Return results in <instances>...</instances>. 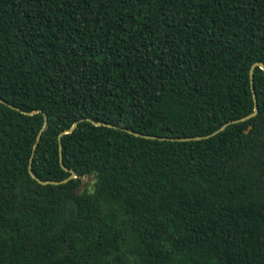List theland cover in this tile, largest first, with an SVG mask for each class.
Instances as JSON below:
<instances>
[{
	"label": "trees",
	"instance_id": "trees-1",
	"mask_svg": "<svg viewBox=\"0 0 264 264\" xmlns=\"http://www.w3.org/2000/svg\"><path fill=\"white\" fill-rule=\"evenodd\" d=\"M254 62L264 0H0V264H264L263 69L126 131Z\"/></svg>",
	"mask_w": 264,
	"mask_h": 264
},
{
	"label": "water",
	"instance_id": "water-1",
	"mask_svg": "<svg viewBox=\"0 0 264 264\" xmlns=\"http://www.w3.org/2000/svg\"><path fill=\"white\" fill-rule=\"evenodd\" d=\"M255 66H259L261 69L264 70V65L263 63L261 62H254L251 67H250V70H249V75H250V85H251V92H252V97H253V102H254V107H253V110L252 112H250L249 114L243 116V117H240V118H237V119H233L229 122H226L224 124H222L219 128H217L216 130L212 131L210 134L208 135H198V136H192V137H160V136H156V135H148V134H144V133H141V132H137V131H134V130H130V129H126L127 132L131 133V134H134V135H137V136H141V137H146V138H157V139H164V138H167V139H170V140H192V139H202L204 137H208V136H211V135H214L216 133H218L219 131L223 130L229 123H235V122H240V121H244V120H247L253 116H255L258 112V106H257V100H256V96H255V90H254V87H253V83H252V77H253V69ZM0 102H3L7 105H9L10 107L12 108H16V109H19L9 103H7L5 100L1 99L0 98ZM32 113V112H30ZM95 125H105V126H109V127H115V128H120V129H124L123 127H120V126H117V125H112V124H109V123H102V122H93ZM77 125V121L74 122L68 129H65L63 131H61L59 134H58V147H59V161H60V164L62 166V168L66 171H69L70 172V175L65 178V179H62V180H59V181H55V180H49V181H44V180H41L40 178H38L34 173L33 171L31 170V160L34 156V151H35V148L39 142V139H40V135H41V130L39 131L37 137H36V140L33 144V148H32V153H31V156H30V162H29V165H28V168H29V173L30 175L35 178L39 183H42V184H47V183H52V184H58V183H62V182H65L71 178H75L76 177V172L74 169H69L67 168L65 165H63L62 163V154H61V141H60V136L63 134V133H68V132H71L74 130V128L76 127ZM251 125L248 124L247 126V129H245V132H248V130L250 129Z\"/></svg>",
	"mask_w": 264,
	"mask_h": 264
},
{
	"label": "rangeland",
	"instance_id": "rangeland-1",
	"mask_svg": "<svg viewBox=\"0 0 264 264\" xmlns=\"http://www.w3.org/2000/svg\"><path fill=\"white\" fill-rule=\"evenodd\" d=\"M84 181L87 184V188L89 190H92L93 189V184H94L93 178L91 176H87V177L84 178Z\"/></svg>",
	"mask_w": 264,
	"mask_h": 264
}]
</instances>
